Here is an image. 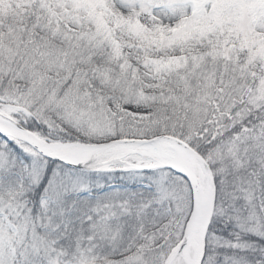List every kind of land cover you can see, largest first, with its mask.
<instances>
[{
  "label": "snow or ice",
  "instance_id": "1",
  "mask_svg": "<svg viewBox=\"0 0 264 264\" xmlns=\"http://www.w3.org/2000/svg\"><path fill=\"white\" fill-rule=\"evenodd\" d=\"M0 264H264V0H0Z\"/></svg>",
  "mask_w": 264,
  "mask_h": 264
}]
</instances>
